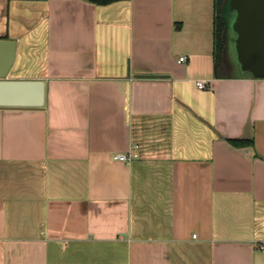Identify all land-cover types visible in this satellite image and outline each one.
Segmentation results:
<instances>
[{"label":"crops","instance_id":"0c3cea01","mask_svg":"<svg viewBox=\"0 0 264 264\" xmlns=\"http://www.w3.org/2000/svg\"><path fill=\"white\" fill-rule=\"evenodd\" d=\"M214 17L0 0L6 80L44 84L0 107V264H264V79L216 68Z\"/></svg>","mask_w":264,"mask_h":264},{"label":"water","instance_id":"95a60500","mask_svg":"<svg viewBox=\"0 0 264 264\" xmlns=\"http://www.w3.org/2000/svg\"><path fill=\"white\" fill-rule=\"evenodd\" d=\"M221 12L226 72L264 79V0H225ZM14 49V40H0V107L40 108L44 102L43 82L6 80Z\"/></svg>","mask_w":264,"mask_h":264},{"label":"trees","instance_id":"16d2710c","mask_svg":"<svg viewBox=\"0 0 264 264\" xmlns=\"http://www.w3.org/2000/svg\"><path fill=\"white\" fill-rule=\"evenodd\" d=\"M94 5L105 6L119 1L125 0H84ZM225 0H214V45H213V56L216 68L221 65L222 51L224 47L222 35L225 27V22L222 18V7Z\"/></svg>","mask_w":264,"mask_h":264},{"label":"built area","instance_id":"2783aa9c","mask_svg":"<svg viewBox=\"0 0 264 264\" xmlns=\"http://www.w3.org/2000/svg\"><path fill=\"white\" fill-rule=\"evenodd\" d=\"M178 61L179 62H184L185 61V57H183V56L182 57H179ZM196 86L199 89H203L205 87L204 82H201V81L200 82H197L196 83ZM114 159L128 163V162H130L131 157L129 155H125V154H117V155L114 156ZM193 238H195V236H193ZM259 248H260V251L262 253H264V247L263 246H260Z\"/></svg>","mask_w":264,"mask_h":264},{"label":"rangeland","instance_id":"374dc122","mask_svg":"<svg viewBox=\"0 0 264 264\" xmlns=\"http://www.w3.org/2000/svg\"><path fill=\"white\" fill-rule=\"evenodd\" d=\"M230 34V33H229ZM223 63V59H221V64Z\"/></svg>","mask_w":264,"mask_h":264}]
</instances>
